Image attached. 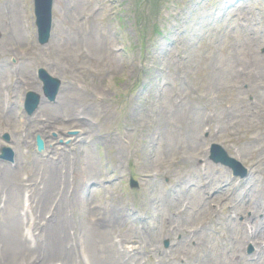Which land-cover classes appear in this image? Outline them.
<instances>
[{
  "label": "rangeland",
  "instance_id": "374dc122",
  "mask_svg": "<svg viewBox=\"0 0 264 264\" xmlns=\"http://www.w3.org/2000/svg\"><path fill=\"white\" fill-rule=\"evenodd\" d=\"M263 29L264 0H54L41 46L31 0H0V61L20 64L0 71L20 103L4 114L0 92V147L13 150L0 159V264H264L220 238L200 182L191 199L183 182L216 143L251 168V204L264 203ZM39 66L62 97L28 116ZM224 189L223 212L241 207Z\"/></svg>",
  "mask_w": 264,
  "mask_h": 264
},
{
  "label": "bare ground",
  "instance_id": "6f19581e",
  "mask_svg": "<svg viewBox=\"0 0 264 264\" xmlns=\"http://www.w3.org/2000/svg\"><path fill=\"white\" fill-rule=\"evenodd\" d=\"M41 136V135H40ZM117 217V216H116ZM115 217V220L113 219L112 221H111V223H115V224H117V218ZM262 233V234H261ZM258 234H261L262 236H264V222H263V219L261 220V222H260V233H258ZM260 236V235H259ZM55 241V242H54ZM53 242H54V244H53V246L55 247L56 245H57V241L56 240H54ZM51 252H53V250H52V248H51V250H49V253H51ZM21 253V252H20ZM22 254V253H21Z\"/></svg>",
  "mask_w": 264,
  "mask_h": 264
},
{
  "label": "water",
  "instance_id": "95a60500",
  "mask_svg": "<svg viewBox=\"0 0 264 264\" xmlns=\"http://www.w3.org/2000/svg\"><path fill=\"white\" fill-rule=\"evenodd\" d=\"M45 15H46V12H45ZM38 145H39V147H41V142L40 141L38 142Z\"/></svg>",
  "mask_w": 264,
  "mask_h": 264
}]
</instances>
